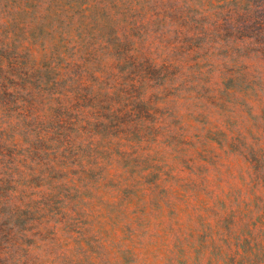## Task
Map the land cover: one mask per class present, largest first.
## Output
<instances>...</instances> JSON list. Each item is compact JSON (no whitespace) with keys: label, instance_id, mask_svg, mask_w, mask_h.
Returning a JSON list of instances; mask_svg holds the SVG:
<instances>
[{"label":"trees","instance_id":"1","mask_svg":"<svg viewBox=\"0 0 264 264\" xmlns=\"http://www.w3.org/2000/svg\"><path fill=\"white\" fill-rule=\"evenodd\" d=\"M263 52L264 0H0V165L8 163L0 171V264H67L63 188L104 165L102 152L121 150L128 129L167 103L160 95L179 100L162 85L187 76L193 56L249 60ZM103 127L120 131L103 135ZM229 128L226 148L236 146L246 169L240 180L234 172L238 189L227 187L242 195L201 243L218 244L216 264H264V119L245 121L237 134ZM193 151L197 179L185 181L210 182L208 150ZM22 168L28 188L44 177L51 192L24 200ZM220 182L212 181L220 193L210 191L215 212L229 194ZM155 187L148 183L146 199ZM30 215L47 217L54 248L38 252V242H26L27 231L39 234L29 227L40 219L24 221Z\"/></svg>","mask_w":264,"mask_h":264},{"label":"rangeland","instance_id":"2","mask_svg":"<svg viewBox=\"0 0 264 264\" xmlns=\"http://www.w3.org/2000/svg\"><path fill=\"white\" fill-rule=\"evenodd\" d=\"M193 59L187 76L162 85L166 94H177L179 100L160 95L167 103L156 110L151 107L142 127L128 129L121 150L102 152L104 165L93 166L86 178L63 188L68 206L65 228L70 236L67 264H201L203 259L217 263L211 251L218 253V244H202L201 236L209 234L218 217L223 219L227 208L233 209L236 196L242 195L233 188L238 189L239 174L246 164L235 145L226 148V135L229 126L237 134L245 121L252 124L264 119V52L249 60L231 57L225 61L222 53ZM117 131L103 127L100 133ZM202 144L214 164L209 166L213 168L210 182L191 184L190 178H197L190 174L195 165L188 154L196 158L193 150ZM5 166L7 158L3 157L0 171L5 172ZM22 170L19 189L24 200H29V193L33 198L38 196L31 192H51L53 184L44 177L31 180L39 184L35 191L28 188L31 176L26 168ZM213 180H221L219 187H233H227V198L221 193L220 212L213 210L214 201L210 200V191L214 196V190L216 194L221 190L212 185ZM151 182L156 187L146 199ZM246 205H252L251 201ZM31 217L40 219L39 225H24L39 234L32 236L27 231L31 239L26 242H38V252L54 248L55 230L42 222L47 217L30 215L24 221ZM250 218L257 220L254 213ZM59 263L60 259L54 262Z\"/></svg>","mask_w":264,"mask_h":264}]
</instances>
